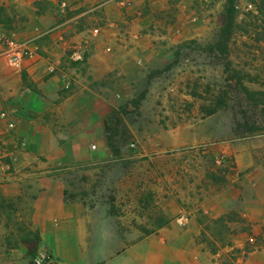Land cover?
I'll return each instance as SVG.
<instances>
[{
    "label": "rangeland",
    "instance_id": "obj_1",
    "mask_svg": "<svg viewBox=\"0 0 264 264\" xmlns=\"http://www.w3.org/2000/svg\"><path fill=\"white\" fill-rule=\"evenodd\" d=\"M247 1L235 0L229 71L208 50L227 0H144L139 15L131 0L84 15L35 0L41 22L0 4V36L21 45L16 65L0 45V187L23 189L0 188V264H264V96L230 79L264 91ZM113 2L127 46L100 43L89 65L95 47L73 31L98 37ZM245 121L260 130L237 135Z\"/></svg>",
    "mask_w": 264,
    "mask_h": 264
},
{
    "label": "crops",
    "instance_id": "obj_2",
    "mask_svg": "<svg viewBox=\"0 0 264 264\" xmlns=\"http://www.w3.org/2000/svg\"><path fill=\"white\" fill-rule=\"evenodd\" d=\"M35 0H0V4H5V5H10L13 4L14 8L20 13V14H25V15H30L32 19L30 20L31 22H41V19L34 14L33 12V2ZM112 1V0H109ZM132 1V6L126 7L124 10L128 13H137L138 8L141 6V2L144 0H131ZM148 2V5L151 9L158 8V7H165L168 5L167 0H146ZM67 4H73L76 7L79 6H85V4H88L90 6V9L87 10V12H83L81 15H84L85 13H88L94 9H96L98 6H101L102 4L94 5L96 4L94 0H66ZM66 2H62L61 4H66ZM117 2L109 3L104 6V13H105V24L104 26H101L100 29V34L98 37L94 38L93 36L89 35V32L91 33L92 30L88 29H82V30H74V36L72 38V41L79 42V45H82L84 47V43H89L95 48L93 49V53L91 56L88 58V63L89 65L94 62L96 58V52L97 48L100 45V43L108 44L111 46V48H122L127 46V43L125 42L124 45L121 44L124 42V40L118 35V30H117V25L116 23L121 20L122 18V12L117 6ZM87 5V6H88ZM75 8V7H74ZM139 15V13H137ZM49 16V15H47ZM138 17L135 18V21L137 22L136 25L141 26L143 19L140 20ZM139 23V24H138ZM66 21L63 23H59L56 26V29H58L56 32H53L51 35L52 37H58L60 40L58 43L57 39H54L55 47L56 48H61V46L68 44L67 37H64L63 32L66 30ZM42 26V25H39ZM138 27V26H137ZM98 29V30H99ZM112 35V37L110 36ZM58 43V44H57ZM78 45V46H79ZM131 52V51H130ZM93 66V65H92ZM16 187H7V186H1V192L5 197H16L17 195L21 194L23 192V189L19 183L15 184ZM13 192V193H12ZM62 199V197H60ZM64 205H66L64 202H62ZM67 206V205H66Z\"/></svg>",
    "mask_w": 264,
    "mask_h": 264
},
{
    "label": "trees",
    "instance_id": "obj_3",
    "mask_svg": "<svg viewBox=\"0 0 264 264\" xmlns=\"http://www.w3.org/2000/svg\"><path fill=\"white\" fill-rule=\"evenodd\" d=\"M248 5L250 7H254L252 10H248L247 16L250 17L249 23L246 25L248 29H244L246 33H248V30L250 27L255 29V34L257 35V41H263L264 42V0H248ZM225 15H226V22L224 25L220 28L218 38L216 42L213 45L209 46V51L214 52L217 54L221 60H223L224 68L226 71L231 70V63L227 61V56L229 54V41L230 37L233 33V29L235 28V18H236V5L235 0H227V6L225 8ZM256 32H261L260 34ZM231 80L235 81V84L238 88L242 90V92L245 93V95L249 96V98H252L251 96L257 94L264 96V91L254 92L249 91L245 86L243 85V77L239 76V72H236L235 70L232 71V74L230 76ZM223 96H220L217 99V109L220 108L221 105H223ZM214 109L212 111H208L207 114L213 113ZM260 130L259 126L254 125L253 123L250 124L247 121L244 123H235V133L237 135L245 134L247 136H251L254 133L258 132ZM222 221L221 219H217L214 221V223ZM165 225V223L161 224L160 226ZM38 237V235L36 236ZM55 264V263H53Z\"/></svg>",
    "mask_w": 264,
    "mask_h": 264
},
{
    "label": "built area",
    "instance_id": "obj_4",
    "mask_svg": "<svg viewBox=\"0 0 264 264\" xmlns=\"http://www.w3.org/2000/svg\"><path fill=\"white\" fill-rule=\"evenodd\" d=\"M0 45L4 47V53L7 55V59L11 64H18L20 60V51L21 45H18L10 41L5 36H0ZM13 126L12 123H9V127ZM94 148V146H93ZM37 264H43L42 259L37 260Z\"/></svg>",
    "mask_w": 264,
    "mask_h": 264
}]
</instances>
